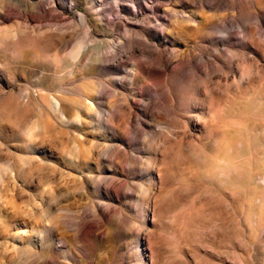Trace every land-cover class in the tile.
Here are the masks:
<instances>
[{"label":"rangeland","instance_id":"rangeland-1","mask_svg":"<svg viewBox=\"0 0 264 264\" xmlns=\"http://www.w3.org/2000/svg\"><path fill=\"white\" fill-rule=\"evenodd\" d=\"M264 264V0H0V264Z\"/></svg>","mask_w":264,"mask_h":264},{"label":"bare ground","instance_id":"bare-ground-1","mask_svg":"<svg viewBox=\"0 0 264 264\" xmlns=\"http://www.w3.org/2000/svg\"><path fill=\"white\" fill-rule=\"evenodd\" d=\"M174 264H185L184 261L181 259V254L175 250L174 257H173Z\"/></svg>","mask_w":264,"mask_h":264}]
</instances>
